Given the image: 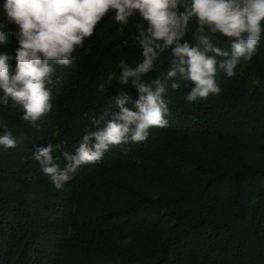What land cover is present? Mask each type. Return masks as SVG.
Listing matches in <instances>:
<instances>
[{
	"label": "trees",
	"instance_id": "trees-1",
	"mask_svg": "<svg viewBox=\"0 0 264 264\" xmlns=\"http://www.w3.org/2000/svg\"><path fill=\"white\" fill-rule=\"evenodd\" d=\"M2 4L0 30L9 36L0 52L14 56L18 42L11 33L18 29L4 21ZM113 16L73 53L70 67L53 65L52 110L36 127L22 119L19 106L0 104L7 128L0 135L10 130L18 141L14 149L0 146V264H264V34L234 77L218 71L220 95L191 104L185 96L194 85L179 74L167 77L171 52L161 53L142 79L164 83L169 125L150 128L142 143L110 146L63 190L33 158L49 143L73 152L95 130L91 118L114 104L113 95L138 99L136 89L119 83L118 65L143 60L139 17L121 29ZM196 27L190 22L181 43L197 45ZM212 40L230 52L227 38ZM173 82L180 87L173 90ZM125 107L136 111L134 103ZM53 155L63 167L61 153Z\"/></svg>",
	"mask_w": 264,
	"mask_h": 264
},
{
	"label": "clouds",
	"instance_id": "clouds-1",
	"mask_svg": "<svg viewBox=\"0 0 264 264\" xmlns=\"http://www.w3.org/2000/svg\"><path fill=\"white\" fill-rule=\"evenodd\" d=\"M2 9L6 24L17 26L18 31L11 34L18 47L14 56L0 52V104L8 106L11 101L14 107L19 106L22 119L34 127L52 110L49 86L56 84L53 65L70 67L73 53L83 48L85 40L93 36L97 25L110 12L121 29L131 17H139L135 29L143 60L135 67L124 60L118 65L119 83L136 89L138 99L133 102L128 92L113 95L114 104L91 118L90 125L95 130L85 132L73 145V152L62 151V143H49L33 152V158L56 190H63L81 166L100 162L110 146L142 143L148 139L150 128L169 125L164 83L159 78L151 84L142 79L154 70L161 53L171 52L173 67L167 77L179 74L194 85L185 96L191 104L220 95L218 71L229 79L234 77L241 61L251 62L256 55L264 34V0H3ZM193 21L198 26L196 46L187 41L181 43ZM205 31L207 35L203 34ZM216 34L227 38L230 52L212 43ZM8 36L0 30V45H5ZM113 79L110 74L108 80ZM179 87L178 82L171 83L173 90ZM98 91H104L103 84ZM130 102L136 111L125 107ZM114 108L119 111L114 112ZM0 127L6 128L3 124ZM0 146L5 150L18 146L10 130L0 135ZM54 151L61 153L63 167Z\"/></svg>",
	"mask_w": 264,
	"mask_h": 264
}]
</instances>
